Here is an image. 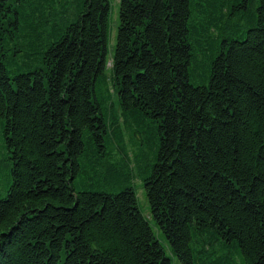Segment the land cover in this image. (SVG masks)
Wrapping results in <instances>:
<instances>
[{
  "label": "trees",
  "instance_id": "trees-1",
  "mask_svg": "<svg viewBox=\"0 0 264 264\" xmlns=\"http://www.w3.org/2000/svg\"><path fill=\"white\" fill-rule=\"evenodd\" d=\"M110 16L0 0V264H173L135 174L183 264H264V0H120L108 66Z\"/></svg>",
  "mask_w": 264,
  "mask_h": 264
},
{
  "label": "rangeland",
  "instance_id": "rangeland-1",
  "mask_svg": "<svg viewBox=\"0 0 264 264\" xmlns=\"http://www.w3.org/2000/svg\"><path fill=\"white\" fill-rule=\"evenodd\" d=\"M111 1V16H110V36H109V58L110 60H112V56L115 53L116 50V44H117V33H118V27H119V23H120V0H110ZM111 65V63L109 64ZM115 101V110L118 113V103ZM126 141L128 142V145L131 147V143L130 141V137L126 135ZM130 151V157L132 158L133 152ZM5 154V150L2 148V143L0 142V158L1 155ZM133 165L134 164V160H133ZM0 172L2 174H0V190L2 192H0V195L5 194V190L8 186L9 181L7 180L8 178V174H7V166L6 165H0ZM7 176V177H6ZM133 184L134 187L136 188L137 191V195H138V200H139V207L141 209V211L143 212V214L150 220L151 224L154 227V230L157 232V236L160 238L161 242L163 243V245L166 247V250L168 252V254L171 256L172 258V262L173 264H183L182 261L180 260V258L175 255V253H173L170 249V246L167 242V239L165 236H163L160 231L157 228V224L155 219L153 218L152 212H151V208H150V204L146 195V190L143 184V181L141 180V178L138 176V174L134 175L133 178Z\"/></svg>",
  "mask_w": 264,
  "mask_h": 264
},
{
  "label": "bare ground",
  "instance_id": "bare-ground-1",
  "mask_svg": "<svg viewBox=\"0 0 264 264\" xmlns=\"http://www.w3.org/2000/svg\"><path fill=\"white\" fill-rule=\"evenodd\" d=\"M110 63L112 65V60H110V58H109L108 66H111V65H109Z\"/></svg>",
  "mask_w": 264,
  "mask_h": 264
}]
</instances>
